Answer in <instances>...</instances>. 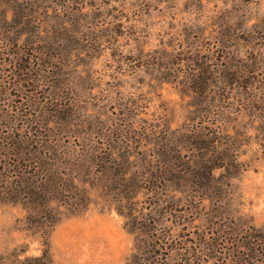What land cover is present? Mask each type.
Wrapping results in <instances>:
<instances>
[{
	"label": "rangeland",
	"instance_id": "374dc122",
	"mask_svg": "<svg viewBox=\"0 0 264 264\" xmlns=\"http://www.w3.org/2000/svg\"><path fill=\"white\" fill-rule=\"evenodd\" d=\"M48 133L71 148L62 160L152 155L172 138L233 168L189 205L140 194L145 252L117 193L98 189L84 213L61 210L45 246L2 192L12 139ZM44 250L51 264H264V0H0V264Z\"/></svg>",
	"mask_w": 264,
	"mask_h": 264
},
{
	"label": "trees",
	"instance_id": "16d2710c",
	"mask_svg": "<svg viewBox=\"0 0 264 264\" xmlns=\"http://www.w3.org/2000/svg\"><path fill=\"white\" fill-rule=\"evenodd\" d=\"M50 136L49 134L40 139H12L13 145L9 149L11 153L8 158L13 159L14 165L11 167L17 171L11 176L12 180L5 176L7 180L3 182L5 186L2 192L4 204L24 208L26 222L45 241V246L52 228L60 220L61 210L70 215L84 213L91 203L90 191L98 189L107 199H112L114 193H117L119 199L113 201L123 205L122 208L118 205L117 211L130 228L134 247L145 252L154 237L145 234L143 229L147 227L134 216L132 202L140 194L159 201L171 198L177 205H189L190 198L199 197V200H204L208 191L220 184L219 179L214 177L216 170L225 172L233 168L232 162L227 163V156L222 154L213 156L214 153H211L191 160L176 151L172 146V138L158 142L152 155L125 153L118 156L113 152L106 156L95 152L74 156L65 153L62 160V156L56 151L71 148L61 146L58 141L50 139ZM206 141L205 137H199L195 143L203 151L204 147L201 146H207ZM22 163L30 165L22 168ZM229 177L232 178L233 175ZM220 178L222 180L224 177ZM127 203L129 206H125ZM150 239L152 241L149 242ZM33 261L51 264L47 250Z\"/></svg>",
	"mask_w": 264,
	"mask_h": 264
}]
</instances>
